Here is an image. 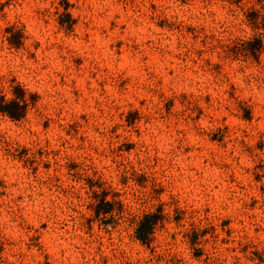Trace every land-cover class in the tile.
Listing matches in <instances>:
<instances>
[{
    "label": "clouds",
    "instance_id": "1",
    "mask_svg": "<svg viewBox=\"0 0 264 264\" xmlns=\"http://www.w3.org/2000/svg\"><path fill=\"white\" fill-rule=\"evenodd\" d=\"M0 264H264V0H0Z\"/></svg>",
    "mask_w": 264,
    "mask_h": 264
},
{
    "label": "trees",
    "instance_id": "2",
    "mask_svg": "<svg viewBox=\"0 0 264 264\" xmlns=\"http://www.w3.org/2000/svg\"><path fill=\"white\" fill-rule=\"evenodd\" d=\"M251 15L254 17L255 14H254V13H251ZM65 19H67V17H65ZM60 22L63 23V20H61ZM69 27H70V26H69ZM13 43L15 44V46H19V40H18L17 37H13ZM250 47H255V48L258 49V48H259V41L257 40V41L255 42V44H254V45H251ZM253 57L256 58V57H255V54H253ZM15 92H16V94H17L18 96H21V97H22V90H20L18 87L15 89ZM30 101H32L33 103L35 102L33 96H30ZM7 111L9 112L10 117H11V118H14V119H19V118H21V117L23 116V110L17 111L16 108H15V105H14V104L11 105V106L7 109ZM244 118H245V119H250V112H246ZM128 123H131V122L128 121ZM103 195H106V194L103 193L102 196H103ZM101 205L109 206V208H101ZM110 210H111V208H110V204H105V203H103V200H102V197H101V203H100V204L97 206V208L95 209V213H96L97 215H99V213H100L101 211H103V212H108V211H110ZM157 219H160V216H159V215H154V216L151 217V221H152L153 223H154L155 220H157ZM150 231H151V228H150V226H149L148 218L146 217L145 220H144V222H142L141 225H140V228H139L138 233H137V238L140 239L142 243H146V240H145V238H144V234H145L146 232H150ZM191 241L194 243V242H195V239H193V240H191Z\"/></svg>",
    "mask_w": 264,
    "mask_h": 264
},
{
    "label": "rangeland",
    "instance_id": "3",
    "mask_svg": "<svg viewBox=\"0 0 264 264\" xmlns=\"http://www.w3.org/2000/svg\"><path fill=\"white\" fill-rule=\"evenodd\" d=\"M252 17H253V16H252L251 13H250V14H249V18H252ZM73 23H74V21H73ZM253 58H254V57H253ZM254 59H255V58H254ZM31 96H33L34 100L36 99L35 95H31ZM246 112H248V111H247V110L244 111V116H245V113H246ZM135 116H136L135 113L129 114V116L126 118V122H128V121L132 122L133 119L135 118ZM244 116H243V118H244ZM212 138H213V139H216L217 137H216L215 135H213ZM129 147H131V145L126 146V149L129 148ZM70 166H74V165H70ZM143 179H144L143 177H139L138 180H137V182L140 183V182L143 181ZM104 194L107 195L106 192H105ZM101 208H109V206L101 205ZM110 208H112V205H111V204H110ZM157 212H159V208L157 209ZM224 223H227V221H225ZM195 238H196V237H195V234H193L191 240H193V239H195ZM195 254H198V253H195Z\"/></svg>",
    "mask_w": 264,
    "mask_h": 264
}]
</instances>
